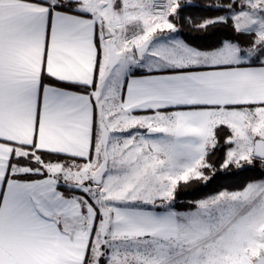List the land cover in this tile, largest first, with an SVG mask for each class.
<instances>
[{"label": "snow or ice", "instance_id": "1", "mask_svg": "<svg viewBox=\"0 0 264 264\" xmlns=\"http://www.w3.org/2000/svg\"><path fill=\"white\" fill-rule=\"evenodd\" d=\"M191 7L0 0V264H264V179L175 210L264 172V0Z\"/></svg>", "mask_w": 264, "mask_h": 264}, {"label": "trees", "instance_id": "2", "mask_svg": "<svg viewBox=\"0 0 264 264\" xmlns=\"http://www.w3.org/2000/svg\"><path fill=\"white\" fill-rule=\"evenodd\" d=\"M212 2H214V0H193V5H200L201 7H191L185 15L198 20L204 16L223 14L205 10L203 6ZM220 33L221 36L231 34L227 29H221ZM184 35L191 36L194 34L185 30ZM217 159H219V156ZM259 179H264V172L259 169L246 172L242 170H234L233 172H217L216 176H214L212 180H209L207 184L194 183L191 187L182 188V190L178 192V202L175 209L179 211L194 210L192 201L206 198L223 190L238 191L246 182Z\"/></svg>", "mask_w": 264, "mask_h": 264}, {"label": "rangeland", "instance_id": "3", "mask_svg": "<svg viewBox=\"0 0 264 264\" xmlns=\"http://www.w3.org/2000/svg\"><path fill=\"white\" fill-rule=\"evenodd\" d=\"M223 191H227V190H223ZM216 194H218V193H216ZM216 194H213V195H216ZM212 196V195H211ZM208 197H210V196H208ZM176 210V209H175ZM195 210V209H194ZM176 211H179V210H176ZM187 211H193V210H184V211H180V212H187Z\"/></svg>", "mask_w": 264, "mask_h": 264}]
</instances>
